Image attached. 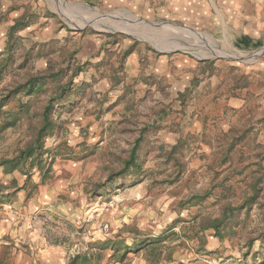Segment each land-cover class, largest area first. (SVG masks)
Wrapping results in <instances>:
<instances>
[{"label":"rangeland","instance_id":"1","mask_svg":"<svg viewBox=\"0 0 264 264\" xmlns=\"http://www.w3.org/2000/svg\"><path fill=\"white\" fill-rule=\"evenodd\" d=\"M233 1L0 0V67L6 65L0 90L69 65L61 79L66 82L77 64H84L74 78L84 89L71 103L56 106L59 128L47 140L49 160L73 161L87 171L80 192L83 212L75 225L57 224L75 235V245L67 243L74 245L68 256L87 249L92 231L111 234L123 220L145 224L155 217L151 225L159 230L170 219L177 225L163 243L152 244L155 260L161 252L162 262L170 264H264V179L260 198L236 211L221 237L213 228L205 231L204 250L192 227L194 220L204 224L208 215L240 205L264 173V54L257 56L264 47V0L246 7L250 20L238 19ZM123 18L134 19L140 29L115 30L105 22ZM19 19L25 27L10 32ZM251 23L260 25L254 33ZM249 31L255 41L240 43ZM128 50L135 51L133 64ZM169 68L176 92L166 89ZM57 87V80L49 79L47 92L23 97L30 112L23 124L0 133V157L13 155L23 143L30 120ZM231 99L241 106L231 107ZM15 106L17 100L4 111ZM194 114L204 119L202 138L186 130ZM146 123L151 126L140 149L141 170L118 173ZM233 138L239 143L224 163ZM203 145L210 150L199 152ZM171 148L174 159L168 156ZM140 180L150 187L147 199L132 197ZM192 194L205 195L204 202L183 204Z\"/></svg>","mask_w":264,"mask_h":264},{"label":"crops","instance_id":"2","mask_svg":"<svg viewBox=\"0 0 264 264\" xmlns=\"http://www.w3.org/2000/svg\"><path fill=\"white\" fill-rule=\"evenodd\" d=\"M230 1L232 2V0ZM251 1L255 2L256 0L233 1V3L237 2L238 19H251V13L246 9V7L253 8ZM105 22L109 26L110 21ZM251 24L253 27L251 31L254 33L260 25ZM245 41H255L250 31L240 37V43ZM132 55H135V51L129 55L128 64L134 62L135 58L133 59ZM167 75L169 84L166 89L176 92L177 87L171 84L173 76L170 68ZM229 105L231 107L241 106L234 99L229 101ZM186 130L190 134L202 138L205 132L204 119L200 115L194 114V118L187 122ZM180 138L181 136L177 135V139L180 140ZM208 150H210L209 146L203 145L198 151L208 152ZM66 160L69 161V159ZM82 171L83 168L76 162L69 161L64 164L59 158L52 160L51 171L44 180L37 168L31 170L30 176L23 170L5 173L0 168V264H68L70 256L79 252L68 256L67 250L70 249V246L75 245L73 243L75 235L68 231H61L60 227L63 226L57 224H59L58 221H63L73 222L75 225L79 215L83 212V205L80 203L82 193L80 192L86 180L87 171L84 173ZM91 174L88 173L89 178ZM113 183L114 179L107 182L110 186ZM145 183V180H140L135 184L133 198H148L145 195L150 187ZM79 186L80 189H78ZM97 186H99L98 183L93 185V188L96 189ZM76 189L78 190L75 191ZM152 212L155 213V210H151L150 214ZM150 218L152 219L148 218L145 224L123 220L111 234H104L99 230L90 232L89 240L92 243L110 240L119 246L121 252L125 246L131 249L122 258L121 253L115 252L112 248H106L101 252L99 264H114L118 261L123 263L127 260H130L132 264H154L153 242L162 239L161 243H163L168 231L175 230L177 225L175 224L176 219H170L165 222V228L159 230L157 224L151 225L152 220L156 221L157 219ZM68 242L74 245L69 244L70 246H68ZM210 242L214 244V237L213 240L209 237L208 243ZM207 247L209 248V245ZM133 252L135 257H129ZM140 252H142L141 257L136 256ZM169 261L171 260L156 264H170Z\"/></svg>","mask_w":264,"mask_h":264},{"label":"trees","instance_id":"3","mask_svg":"<svg viewBox=\"0 0 264 264\" xmlns=\"http://www.w3.org/2000/svg\"><path fill=\"white\" fill-rule=\"evenodd\" d=\"M23 19H19L10 27V32L15 31L25 27V24L22 23ZM132 50H128L126 53H131ZM127 56V55H126ZM123 55L122 58L126 57ZM208 65L214 63L213 60L204 61ZM74 63H72L73 65ZM84 64L78 63L74 72L69 77V79L64 82L61 81L70 70V66L66 69L61 67L56 71L51 73H36L31 74L30 77L23 83H19L16 86L3 87L0 90V116L5 115V121L0 125V133L7 131L9 128L17 127L20 124H23V116L30 112L31 104L28 101H24L23 97L30 98L32 96L38 95L41 92H47L46 84L49 79L57 80L58 87L56 90H53L46 98V101L42 105L39 113L36 116V119L30 120L26 128L25 140L19 147L16 149L13 155L10 156H1L0 157V168L3 169L5 173L13 172L16 170L25 171L28 176H30L31 170L37 168L43 175V180L47 174L51 171L52 160L48 159L46 156L49 153L47 148V140L50 137H53L59 128V122L54 116L55 108L58 104L71 103L77 96L80 95L84 89L85 83L77 86L74 82V78L83 71ZM6 71V65L0 67V76L3 75ZM184 93L181 94L183 96ZM180 96V97H181ZM14 100H17V106L15 109H10L9 111H4V108L10 103H13ZM150 124H144L139 128V134L133 141L129 155L124 160L123 167L118 173L123 174L133 169L135 172L141 169L140 159V149L143 141L147 137ZM239 143L238 139L233 138L229 143L226 150V155L223 158L224 163L227 162L229 158V153L233 150L235 145ZM175 148H171V151L168 153L170 159H174ZM175 162L178 164V159L175 158ZM113 174V173H112ZM111 174V176H112ZM112 179V177H110ZM264 179V173L260 174L253 184L249 186L252 193L249 197H246L240 205L232 206L229 205L223 211L222 214L218 216L208 215L200 224L196 223L194 220V225L192 226L197 232V236L201 239L200 249L204 250L206 245V240L204 238L205 231L213 228L215 230V235L217 237L222 236V227L225 225V222L230 219L236 211L241 209L250 208L256 199L260 198V194L263 191L262 186L260 185ZM205 195L201 194H192L183 204H202L204 202ZM196 219V218H195ZM162 239L155 240L153 244L160 243ZM106 248H112L117 253L122 254L124 258L127 253L131 250L129 247L125 246L123 252L120 251L119 246L116 243L108 241L98 242V243H88L86 250H81L74 255L70 256L68 264H99L101 260V252ZM120 254V255H121ZM157 258L155 264L161 262V252L156 254ZM161 260V261H160Z\"/></svg>","mask_w":264,"mask_h":264},{"label":"bare ground","instance_id":"4","mask_svg":"<svg viewBox=\"0 0 264 264\" xmlns=\"http://www.w3.org/2000/svg\"><path fill=\"white\" fill-rule=\"evenodd\" d=\"M81 9V8H80ZM83 9V8H82ZM85 9V8H84ZM105 15L107 14H110V13H104ZM121 16H123L122 14H119ZM115 20V21H114ZM134 19H130V21L126 18H123V19H112L111 22L109 23V26L112 28V29H115V30H123V31H129L131 32V30H137L139 27L138 25H136L135 22H133ZM90 23H93L95 24L93 21H90L88 20ZM97 25V24H95ZM84 26V25H83ZM144 28V27H143ZM131 29V30H129ZM140 29V28H139ZM146 29V28H145ZM187 31V30H186ZM184 32H185V29H184ZM140 33V32H139ZM138 33V34H139ZM201 35V34H200ZM199 35V36H200ZM202 38V36H201ZM202 40V39H201ZM255 54V52H254ZM261 54H264V47L260 50H258L257 52V56L261 55ZM253 56V55H252ZM253 57H256V56H253Z\"/></svg>","mask_w":264,"mask_h":264},{"label":"water","instance_id":"5","mask_svg":"<svg viewBox=\"0 0 264 264\" xmlns=\"http://www.w3.org/2000/svg\"><path fill=\"white\" fill-rule=\"evenodd\" d=\"M229 57H232V56H229Z\"/></svg>","mask_w":264,"mask_h":264}]
</instances>
